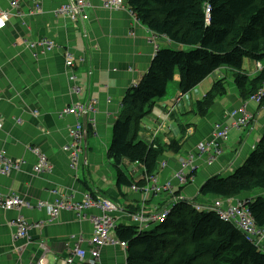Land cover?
<instances>
[{
	"label": "crops",
	"instance_id": "0c3cea01",
	"mask_svg": "<svg viewBox=\"0 0 264 264\" xmlns=\"http://www.w3.org/2000/svg\"><path fill=\"white\" fill-rule=\"evenodd\" d=\"M67 2L20 0V7L11 10L6 25L0 29V117L3 118L0 155L5 153L11 160L21 161L19 169L0 174L1 194L15 193L31 203L37 200L53 203L57 194L52 190L63 191L77 201L89 192L122 204L128 211L134 212L144 204V211L149 212L166 207L176 199L197 198L206 179L215 174L229 175L246 160L264 131V100L261 104L247 103L254 117L242 129L230 130L221 155L210 164L203 158L196 161L192 182L181 187L172 178L179 169V158L187 157V152L195 153L194 146L209 139L214 122L229 123L225 113L241 106L245 100L234 84L236 71L220 67L189 91V100L179 108L175 109V102L166 92L155 99L151 112L140 120L137 139L164 148L156 178L159 184L170 181L173 189L151 196L145 203L140 193L126 192L129 188L119 185L116 169L107 156L112 125L126 90L147 72L156 50L180 46L137 20L129 12L127 0H122L117 9L104 7L99 0H90L86 18L77 21L57 11ZM9 9V0H0V10ZM43 39L55 46L30 48L27 44ZM66 53L74 63V82L70 78L72 70L65 64ZM256 67L251 61L248 69L244 59L242 68L249 78L257 74ZM221 78H224L226 94L215 98L206 116H199L196 102ZM179 79L176 73L172 80L177 87L175 94L180 93ZM75 88L79 90L76 92ZM183 97L178 96L177 101ZM78 105L87 106L86 113H77ZM67 108L74 111L64 112ZM182 114L191 118L184 119ZM76 125L82 135L76 141L78 144L71 133ZM171 142L181 145L178 152L168 149ZM66 146L73 151L65 150ZM33 148L46 155L50 171L33 172L37 162ZM73 153L77 160L72 159ZM122 168L132 182L144 180L141 163L123 159ZM253 196L246 193L235 197ZM208 197L200 202L207 204L219 198ZM18 214L31 223L29 239L12 238L10 221ZM95 215H100V210L94 207L85 209L80 217L73 210L65 209L49 221L45 207L0 209V264H38L41 257L45 264H62L73 247L89 248L91 218ZM126 215L122 210L112 213L116 223H122ZM123 223L130 224V220L124 218ZM259 248L264 251V239ZM99 261L100 264H126V249L119 244L103 246ZM72 264L80 263L75 259Z\"/></svg>",
	"mask_w": 264,
	"mask_h": 264
},
{
	"label": "trees",
	"instance_id": "16d2710c",
	"mask_svg": "<svg viewBox=\"0 0 264 264\" xmlns=\"http://www.w3.org/2000/svg\"><path fill=\"white\" fill-rule=\"evenodd\" d=\"M137 20L180 47L158 48L142 78L125 92L112 125L107 156L119 185L131 186L123 159L139 162L150 177L157 173L164 148L137 139L141 118L167 84L179 74V91L187 94L220 67L236 71L234 84L247 100L264 82V65L253 78L243 71L244 59L264 62V0H127ZM223 78L196 102L197 114L206 116L214 100L226 94ZM264 97L261 99V102ZM81 126V125H80ZM181 145L171 142L175 152ZM264 189V131L246 160L231 174H215L199 188L197 198L233 197ZM246 205L256 225L264 228V197ZM114 235L126 246V264H264V251L231 222L214 211H196L186 201L174 203L163 221L143 231L120 223Z\"/></svg>",
	"mask_w": 264,
	"mask_h": 264
},
{
	"label": "built area",
	"instance_id": "2783aa9c",
	"mask_svg": "<svg viewBox=\"0 0 264 264\" xmlns=\"http://www.w3.org/2000/svg\"><path fill=\"white\" fill-rule=\"evenodd\" d=\"M99 1L104 7L110 9L120 8L122 4V0ZM9 5V11L0 10V29L6 25V21L11 13V10L18 9L21 3L20 0H9ZM89 6L90 0H68V2L58 8L57 11L60 14L67 16L72 21H77L79 19L84 20L86 18L85 10ZM129 12L132 14L130 10ZM27 44L30 48L42 46L49 49L55 46L52 41H49L47 39L39 40L36 42H28ZM65 64L69 69L72 70L70 78L71 81L74 82L76 79V76L73 73L72 69L74 64L69 53H66ZM260 68L261 64L258 63L257 69ZM78 90V88H75L76 92ZM262 97H264V82L255 94L250 95L248 100L243 101L241 106L228 110L225 113V116L227 120H229V123H226L225 121L223 123L215 122L212 125L209 139L197 143L194 148L195 153H188L186 158H182L179 160V169L175 173V178L178 180L179 184L186 183L188 181V175L190 174V171L197 167V151L202 152V156L200 157V159L203 158L204 162L207 164H210L219 155H221L223 147H225L224 141L227 139L229 131L232 128L236 130L241 129L254 117L253 113L246 109V104L249 101H254L259 104ZM87 109V106L78 105L77 113H86ZM71 111L73 112L74 109L67 108L64 110V112L67 113H70ZM2 125L3 118L0 117V127H2ZM77 126L78 125H76V127L71 130L72 136L75 140V144H78V142L76 141L82 138V135H80L79 128ZM64 149H71L73 151L71 147L67 146L64 147ZM32 151L37 155V162L33 166V172L35 174H39L42 172L50 171L51 164L47 157L44 154L40 153L36 148H33ZM72 159H78L76 153L72 154ZM20 164V160H11L10 157L3 153L0 155V174L5 175L10 173V171L13 169H19ZM147 180H149V182L144 186L132 185L130 188L132 191L140 190L144 201L150 198L152 194H157L161 190H165L171 187L169 182L165 184H158L153 176L147 177ZM52 193L57 194V196L55 195V201L53 203H49L43 200H37L35 203H31L30 200H27L15 193H0V209L3 211L10 209H15L18 211L22 207H45L49 215V221L59 217V213L65 209L73 210L76 213L77 217L82 216L84 214V210L87 208L94 207L99 209L100 215H95L91 218L93 229L92 234L88 239L89 248L82 249L81 246L73 247L70 254L66 258L62 259V264H72L75 259H77L80 264H100L99 259L103 246L110 244H119L122 247L126 246L125 242L119 240L114 235V229L117 227L118 223H116V218L112 216V213L119 208L111 200L100 194L92 195L89 192L84 193L82 199L79 201L74 200L73 196L66 194L63 191L59 193V190H52ZM247 201V199H241L238 197L225 199L218 198L209 204H205L204 206L196 205L194 207L197 211L210 210L216 212L222 220L231 222L236 225L249 240H251L256 246L260 247L261 242L264 239V231L256 225L255 220L246 205ZM152 212H155V209ZM169 212V209H164L157 215H145L143 212H141L131 214L130 217L136 223L139 231H143L148 227L149 223L163 221L167 217ZM10 224L13 227V239H29V228L31 226V223L29 224L23 216L18 214V216L10 221ZM43 249L46 250L47 248L44 247ZM37 263L45 264L44 258H39Z\"/></svg>",
	"mask_w": 264,
	"mask_h": 264
},
{
	"label": "clouds",
	"instance_id": "9594fccd",
	"mask_svg": "<svg viewBox=\"0 0 264 264\" xmlns=\"http://www.w3.org/2000/svg\"><path fill=\"white\" fill-rule=\"evenodd\" d=\"M7 22V21H6ZM256 63V65L258 64V63H260L261 64V68L263 67V65H264V63H262V62H255ZM74 64V63H73ZM74 66V65H73ZM73 68V67H72ZM260 68V69H261ZM256 69H257V67H256ZM260 69H257V70H260ZM183 95H186V94H181L180 93V95H179V97H182ZM245 101V100H244ZM243 103V102H242ZM241 103V104H242ZM262 102H260L259 104H261ZM172 108V107H171ZM229 110H231V109H229ZM215 122H218V121H215ZM214 122V123H215ZM212 129V128H211ZM242 129V128H241ZM236 130V129H235ZM240 130V129H239ZM211 132V131H210ZM229 134V133H228ZM227 139H228V137H227ZM226 139V140H227ZM225 140V141H226ZM203 141V140H202ZM202 141H200V142H202ZM224 141V142H225ZM194 148H195V146H194ZM223 150H224V147H223ZM223 152V151H222ZM189 152H187V154H188ZM222 154V153H221ZM182 158H186V157H184V156H181L180 158H179V160L180 159H182ZM179 160H178V162H179ZM162 166V164H160L159 165V167H161ZM177 172V171H176ZM176 172H174V174H173V179L177 182V184L179 185V186H181V187H183L184 185H186L187 183H188V181L186 182V183H184V184H179V182H178V180L175 178V173ZM155 179H156V181H157V183L159 184V181H158V179L156 178V173L154 174V175H152ZM190 178H192L193 179V170L192 171H190V174L188 175V180L190 179ZM142 179H144L143 181H140V182H137V183H134V182H132V184H131V186L132 185H137V186H139V185H146L148 182H149V180H147V176L145 175V177H143ZM192 179H190V180H192ZM169 183H170V181H168ZM167 183V182H166ZM162 184H165V183H162ZM170 185H171V183H170ZM131 186H127L128 188H129V190H126V192H132V193H140V195H141V197H142V193L140 192V190H138V191H132L130 188H131ZM178 187V186H177ZM171 189H173V186L171 185V187L170 188H168V189H163V190H161L159 193H157V194H152L151 196H156V195H158V194H160V193H162V192H164V191H168V190H171ZM91 194V193H90ZM93 195V194H92ZM99 195V194H98ZM150 196V197H151ZM233 197H235V196H233ZM220 198V197H219ZM222 198V197H221ZM229 198H232V197H229ZM239 198V197H238ZM195 199H198V198H193V199H191V200H185V199H182V198H180V199H176L177 201H175V202H173L172 204H168L166 207H163V208H160V209H158V207L157 208H153L151 211H149V212H146V211H144V209H145V207H144V204L142 205V207H139L138 206V209L136 210V211H128L126 208H124V206L122 205V204H119V203H115V202H113L112 200V202L114 203V204H116L117 206H118V210H116V211H120V210H122L123 212H125L127 215L124 217V218H128L129 220H130V223H133V224H135L136 225V223L131 219V217H130V215L131 214H134V213H141V212H143L145 215H150V214H152V215H157L159 212H161L162 210H164V209H171V207H172V205L174 204V203H176V202H178V201H180V200H183V201H186L187 203H189L190 204V206L192 207V208H194L195 209V207L194 206H196V205H201V206H204L205 204H202L201 202H199V203H195L194 202V200ZM216 199V198H215ZM215 199H213V201L215 200ZM218 199V198H217ZM223 199H225V198H223ZM241 199H244V198H241ZM110 200V199H109ZM149 200V198L148 199H146L145 201L143 200V198L141 199V201L143 202L144 201V203L145 202H147ZM207 204H209V203H207ZM147 208H148V206H147ZM126 209V210H125ZM149 209V208H148ZM155 209V212H152L153 210ZM196 210V209H195ZM197 211V210H196ZM198 211H205V210H198ZM206 211H208V210H206ZM210 211V210H209ZM168 216V215H167ZM123 218V219H124ZM123 219H121V221H122V223H123ZM119 223V222H118ZM151 223H153V222H151ZM151 223H149V225L151 224ZM125 224V223H124ZM233 224V223H232ZM148 225V226H149ZM261 230H262V228H261ZM259 247V246H258ZM123 248H125V247H123Z\"/></svg>",
	"mask_w": 264,
	"mask_h": 264
},
{
	"label": "rangeland",
	"instance_id": "374dc122",
	"mask_svg": "<svg viewBox=\"0 0 264 264\" xmlns=\"http://www.w3.org/2000/svg\"><path fill=\"white\" fill-rule=\"evenodd\" d=\"M251 61H249V59L247 60V59H245V65H247V68H248V64L250 63ZM249 69V68H248ZM230 78H231V76H230ZM224 79V78H223ZM173 81L171 80V81H169L168 82V84H167V89H166V92L168 93L166 96H170L173 100V102H175V109H177V108H179L180 106H181V104L185 101V100H189V98H188V93L186 94V95H183L182 97L183 98H181L182 99V101H177V97L180 95V93H177V94H175V91L177 90V87H176V83H172ZM227 82H228V80H227ZM171 86V87H170ZM159 98H157L156 100H158ZM182 116H184L183 114H182ZM189 118H191V116L190 117H185L184 116V119H189ZM233 129V128H232ZM231 129V130H232ZM230 132V131H229ZM228 136H229V134H228ZM46 156V155H45ZM48 159V158H47ZM129 170H127V174H129ZM6 175V174H5ZM193 181V179L192 180H188V183L189 182H192ZM164 192H166V191H164ZM246 193H248V194H250V195H254V196H256V195H262L263 197H264V189H257V190H254V191H249V192H243V193H241V194H246ZM207 199H209V197L208 196H206V197H203V198H198V199H195L194 200V202L195 203H199L200 201H205V200H207ZM109 213H111V212H109Z\"/></svg>",
	"mask_w": 264,
	"mask_h": 264
},
{
	"label": "bare ground",
	"instance_id": "6f19581e",
	"mask_svg": "<svg viewBox=\"0 0 264 264\" xmlns=\"http://www.w3.org/2000/svg\"><path fill=\"white\" fill-rule=\"evenodd\" d=\"M263 98V97H262ZM261 98V99H262ZM248 100V99H247ZM250 102V101H249ZM246 109H247V104H246ZM196 155L198 156V160L200 159V157L202 156V152L201 151H197Z\"/></svg>",
	"mask_w": 264,
	"mask_h": 264
}]
</instances>
